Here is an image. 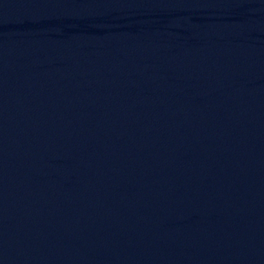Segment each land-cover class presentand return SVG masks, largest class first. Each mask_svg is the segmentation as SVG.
Here are the masks:
<instances>
[{
    "label": "water",
    "instance_id": "obj_1",
    "mask_svg": "<svg viewBox=\"0 0 264 264\" xmlns=\"http://www.w3.org/2000/svg\"><path fill=\"white\" fill-rule=\"evenodd\" d=\"M0 264H264V0H0Z\"/></svg>",
    "mask_w": 264,
    "mask_h": 264
}]
</instances>
